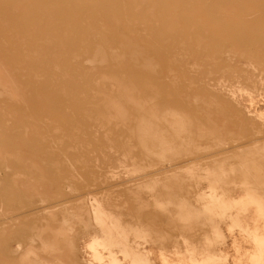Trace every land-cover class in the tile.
I'll return each mask as SVG.
<instances>
[{"label": "rangeland", "instance_id": "rangeland-1", "mask_svg": "<svg viewBox=\"0 0 264 264\" xmlns=\"http://www.w3.org/2000/svg\"><path fill=\"white\" fill-rule=\"evenodd\" d=\"M0 264H264V0H0Z\"/></svg>", "mask_w": 264, "mask_h": 264}]
</instances>
